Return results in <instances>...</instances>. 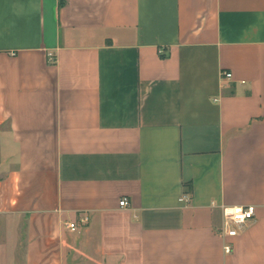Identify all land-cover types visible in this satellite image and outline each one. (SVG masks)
Here are the masks:
<instances>
[{"label":"crops","instance_id":"crops-1","mask_svg":"<svg viewBox=\"0 0 264 264\" xmlns=\"http://www.w3.org/2000/svg\"><path fill=\"white\" fill-rule=\"evenodd\" d=\"M0 264H264V0H0Z\"/></svg>","mask_w":264,"mask_h":264},{"label":"built area","instance_id":"built-area-1","mask_svg":"<svg viewBox=\"0 0 264 264\" xmlns=\"http://www.w3.org/2000/svg\"><path fill=\"white\" fill-rule=\"evenodd\" d=\"M49 59L54 61V55L49 53ZM224 77L231 79L233 74L231 72H224ZM181 201H188L189 196L183 195L180 199ZM120 206L128 208L130 202L128 198L123 197L120 200ZM222 215H223V224L221 227L220 235L224 239V250L225 252L231 253L233 249V243L231 238L236 237L240 230L250 221L255 219L256 216V206L252 204L248 205H221ZM71 230L75 231L78 228L76 222L69 224Z\"/></svg>","mask_w":264,"mask_h":264},{"label":"trees","instance_id":"trees-1","mask_svg":"<svg viewBox=\"0 0 264 264\" xmlns=\"http://www.w3.org/2000/svg\"><path fill=\"white\" fill-rule=\"evenodd\" d=\"M64 2V1H63Z\"/></svg>","mask_w":264,"mask_h":264}]
</instances>
